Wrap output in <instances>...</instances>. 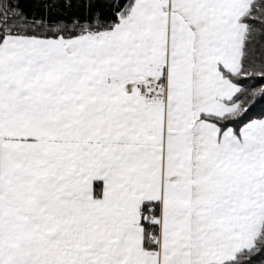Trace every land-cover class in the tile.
Listing matches in <instances>:
<instances>
[{
  "label": "snow or ice",
  "instance_id": "obj_1",
  "mask_svg": "<svg viewBox=\"0 0 264 264\" xmlns=\"http://www.w3.org/2000/svg\"><path fill=\"white\" fill-rule=\"evenodd\" d=\"M0 264H264V0H0Z\"/></svg>",
  "mask_w": 264,
  "mask_h": 264
}]
</instances>
